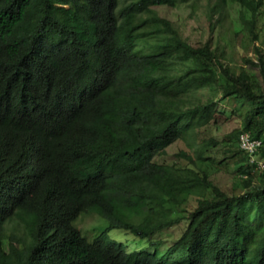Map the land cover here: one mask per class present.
Returning <instances> with one entry per match:
<instances>
[{
    "label": "trees",
    "instance_id": "trees-1",
    "mask_svg": "<svg viewBox=\"0 0 264 264\" xmlns=\"http://www.w3.org/2000/svg\"><path fill=\"white\" fill-rule=\"evenodd\" d=\"M182 5L206 39L154 7ZM222 105L241 126L220 139ZM181 221L167 247L109 233ZM0 264H264V0H0Z\"/></svg>",
    "mask_w": 264,
    "mask_h": 264
},
{
    "label": "rangeland",
    "instance_id": "rangeland-1",
    "mask_svg": "<svg viewBox=\"0 0 264 264\" xmlns=\"http://www.w3.org/2000/svg\"><path fill=\"white\" fill-rule=\"evenodd\" d=\"M158 9L161 14H165L168 17L176 20L178 23H182V28L185 31L191 30L192 27L198 26V28L203 31L204 34L199 35V30L197 31H190L189 38L193 43H198L201 39H206L208 37V30L205 28L204 24L205 17L203 14L200 15L197 22H191L193 17L188 16L189 7L188 6H179V8H168L167 6H154ZM229 17L235 18L236 17V8L233 6L230 8ZM201 27V28H200ZM203 27V28H202ZM251 46L252 43L249 41L248 38H245L242 35V32H239L236 36H234L233 42L227 45V49H230V54L233 56L234 60L238 63L242 61L243 56L250 55L251 53ZM218 112L215 113L216 121L213 122L207 129L208 135H216L217 138H223L225 134L228 135L230 131L233 129H237L241 126L240 122V115L232 111L231 107L227 106H218ZM186 149L183 140H176L170 146L167 147L166 155L164 156H156L155 160H167L171 161L174 160L175 152L180 149ZM217 151L220 152V144L217 145V149L212 153L214 155L217 154ZM215 180H217L223 187H229L231 182L234 180V177L229 172H224L220 170L214 176ZM169 204V203H168ZM172 205V204H170ZM176 211H182V207H177L176 205L173 206ZM94 218L91 215L86 216L83 219L82 226L90 227L94 223ZM101 220L98 221L96 219V224H99ZM186 221H181L179 224H175L172 226L164 227L159 231L153 233L148 238L137 240L133 234L129 231H126L122 228H114L109 231L110 235L118 240L124 241L126 243L128 250L134 249H142L147 248L149 240H158L160 242L161 247H167L170 245L173 240L180 234L182 229L185 227ZM101 228L97 226L94 231L99 232Z\"/></svg>",
    "mask_w": 264,
    "mask_h": 264
},
{
    "label": "built area",
    "instance_id": "built-area-1",
    "mask_svg": "<svg viewBox=\"0 0 264 264\" xmlns=\"http://www.w3.org/2000/svg\"><path fill=\"white\" fill-rule=\"evenodd\" d=\"M239 147L244 151L247 152L249 155L254 154L257 151V147L261 144V140L249 138L247 133H242L239 135L238 140ZM253 158L251 157V161ZM262 161H258V167H262Z\"/></svg>",
    "mask_w": 264,
    "mask_h": 264
},
{
    "label": "bare ground",
    "instance_id": "bare-ground-1",
    "mask_svg": "<svg viewBox=\"0 0 264 264\" xmlns=\"http://www.w3.org/2000/svg\"><path fill=\"white\" fill-rule=\"evenodd\" d=\"M246 131V130H245ZM250 132V131H249ZM253 137V136H252ZM237 140V139H236ZM237 149V148H236ZM258 152H260V151H258ZM240 160V159H239ZM240 167V166H239ZM241 168V167H240ZM238 171V170H237ZM241 171V170H240ZM249 177V176H248ZM251 177V176H250ZM248 194V193H247ZM245 204V203H244Z\"/></svg>",
    "mask_w": 264,
    "mask_h": 264
}]
</instances>
